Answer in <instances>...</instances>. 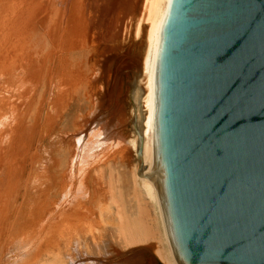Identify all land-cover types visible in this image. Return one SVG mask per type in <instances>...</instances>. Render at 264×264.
<instances>
[{
  "label": "bare ground",
  "instance_id": "obj_1",
  "mask_svg": "<svg viewBox=\"0 0 264 264\" xmlns=\"http://www.w3.org/2000/svg\"><path fill=\"white\" fill-rule=\"evenodd\" d=\"M167 4L0 0V264H177L150 128ZM111 60L119 63L117 75L123 65L134 73L129 114L114 75L107 106L91 91L93 107L71 121L74 101L88 99L87 86ZM146 196L162 235H153L154 244L134 245L157 230L136 212L135 200ZM109 231L117 242L106 238Z\"/></svg>",
  "mask_w": 264,
  "mask_h": 264
},
{
  "label": "water",
  "instance_id": "obj_2",
  "mask_svg": "<svg viewBox=\"0 0 264 264\" xmlns=\"http://www.w3.org/2000/svg\"><path fill=\"white\" fill-rule=\"evenodd\" d=\"M153 80L176 263L264 264V0H168Z\"/></svg>",
  "mask_w": 264,
  "mask_h": 264
},
{
  "label": "rangeland",
  "instance_id": "obj_3",
  "mask_svg": "<svg viewBox=\"0 0 264 264\" xmlns=\"http://www.w3.org/2000/svg\"><path fill=\"white\" fill-rule=\"evenodd\" d=\"M131 49H133V48H131ZM111 55H112V53L107 54V56H109V57ZM113 59L116 60V58H113ZM114 60H111L110 61V62H112L111 67H109V65H108L110 62L107 63V64H105V68H104L103 73H102L103 76L101 75L102 77L99 80L100 82H103V83H101V86H100V82L99 81L98 82H94L93 84L90 83L87 86V98L88 99H85V97L82 96V93H81L79 96H81L83 99H85V101H82V102L81 101L78 102V100L77 101H74L73 106H71V109L69 111L70 112L69 116L72 118L71 121H73L74 119L77 120L79 118H75V117H80V115L89 112V110L93 107V97L92 96L96 95V93H99L98 94L99 96L97 95L99 97V99L100 98H101V100L103 99L105 103L108 101V99H107L108 96L106 97V95H109V93L111 91H113V89L111 87H114V89H115V86H116V85L114 86V84H115L114 82L116 80L115 77H114V75L115 76L117 75L116 72H115V69H116L115 66H118L119 63H117L118 59H117V61H114ZM92 66H93V63L90 65V67H92ZM113 67H114V71H113V69H111ZM121 67H122V69L120 68V72L118 74L119 76L117 75V77H116V78H118V84L119 85L116 87L115 90H117V94L116 95H118V93L120 92L119 94H120L121 97L120 96L119 97L121 98V106L123 107L124 111L127 114H129L130 108H131L130 92L132 90L131 87H132V83H133V80H134V78H133L134 77L133 76L134 73H133L132 70H129L126 66L124 67V65L121 66ZM113 72H115V73H113ZM110 77H111V79H110ZM112 78H113V80H112ZM111 84H113V86ZM98 87L101 88V90H102L101 92L99 91ZM91 91H93V93L95 92L94 95H93V93ZM105 99H107V100H105ZM107 103L104 104V105L107 106ZM56 128L57 129H55V132L56 131L58 132V130H59L60 127H56ZM127 129H129V134H130V132H133V131L130 130L131 129L130 127H127ZM135 201H136L135 202L136 203V212H137L138 216L139 215H142V217L145 220V223H147V221H148L147 219H152L153 220V223H157V230H156V232H154V231L151 232L150 233V237L144 239L145 241L142 240V241H140V242H138L137 244H134V245H140L141 243H142L141 245L154 244L156 242V240H157V239L154 238L156 236V234L160 233L162 235V233H161V225H160V222H159L158 212H157V210L155 208V204H154V202L152 200L150 201V199H149L148 196H146L145 199L141 198V199H137ZM146 202H149L150 205H151V208H152V209L150 208L151 209L150 215L149 214H146L147 213ZM111 204L112 205H110V207L111 208L113 207V209H114L115 208V204L114 205H113V203H111ZM113 216L116 217L115 216V213L113 215H111V218H113ZM111 218L108 219V220H109V222H111V225L114 226L115 224H117V222L115 221L116 218H114V219H111ZM112 234H114V232L112 231V233H111L109 231L108 233H106V238L108 239L110 237L108 240L111 239L112 241H116L117 242L118 236L116 235V233L114 235H112ZM153 235H154V237H153ZM161 238H162V236H161ZM154 239H155V241H154ZM162 240H163V238H162ZM148 242H150V243H148ZM109 252L108 253L111 254L112 251H109ZM113 253H114V251H113ZM109 254H107V255L110 256Z\"/></svg>",
  "mask_w": 264,
  "mask_h": 264
}]
</instances>
